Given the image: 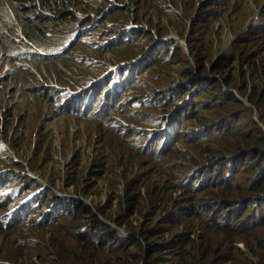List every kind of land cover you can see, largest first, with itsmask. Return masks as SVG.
Wrapping results in <instances>:
<instances>
[{"label": "trees", "instance_id": "obj_1", "mask_svg": "<svg viewBox=\"0 0 264 264\" xmlns=\"http://www.w3.org/2000/svg\"><path fill=\"white\" fill-rule=\"evenodd\" d=\"M8 1L12 4L15 23L12 29L13 22L8 27L11 30L8 38L0 34L7 41L5 49L8 51L11 48L12 56L20 43L32 48H29L30 52L28 49L25 53L17 52L15 60L9 58L6 61L13 63L21 60L26 63H15L16 70H19L13 77L17 93L22 91L23 95H29L35 88L49 89L59 95L57 86L69 85L74 88L82 84L86 75L75 77L81 66V52H87L88 56L93 52L79 38L62 51L79 27L93 20L99 21L100 25H104L105 20H111L114 22L113 30H119L125 26L126 17L133 12L138 18L141 9L158 7L154 0ZM171 1L175 3V0ZM228 1L224 0L223 3ZM182 2L183 17H187L196 0ZM111 3L122 4L123 7L107 9ZM213 12L215 10L209 11ZM99 16L100 19H97ZM177 26L181 28L180 23ZM157 33L162 35V28ZM205 33L199 28L195 29L187 41V47L195 58L197 72L205 79L204 92L208 94L204 102L208 109L204 113L207 118L232 112V108L225 105L226 102L239 105L235 110L242 108L233 92L224 88L234 87L240 94H245L250 87L259 89L256 98L249 93L248 99L256 106L259 119L264 123V65L257 63L255 56L240 52L221 56L207 70L204 61L207 48L204 38L200 36ZM247 35L248 31L243 36L244 40ZM142 40L146 44L157 45L150 34ZM237 44L240 46V43ZM164 48L159 45L156 47L159 51ZM53 49L59 50L54 55L48 54ZM180 54L181 50L177 51V56ZM82 100L74 106H79ZM166 106L167 103L162 108ZM155 108L161 110L159 106ZM171 110L170 105L166 114H161L153 126L165 122L172 132L183 126L182 121H176L175 118L169 120ZM242 113L228 115L234 126L224 127L223 132L214 138L202 139L207 135L204 132L198 138L188 139L183 135L177 139L186 140L189 149L195 154L185 151L178 157L173 142L157 158L149 161L146 167L152 168L143 174L144 177H128L133 166L129 170L124 169L121 174L126 181L122 200L124 207L119 205L114 215L117 225L127 228L126 234L102 223L88 206L80 204L81 208L75 214L70 212L62 222L54 225L50 242L48 240L44 247V255L31 253V250L41 249L37 245L28 247V262L35 264L33 258L41 256L36 258L43 260L44 264H264V203L257 217L249 210L250 204L264 195V131L252 120L251 115L243 116ZM212 114L216 115L209 117ZM229 136L240 139L234 150L227 154L216 153L215 148L206 146L213 140ZM232 156L236 157L232 165L233 174L224 179L221 174L224 163ZM109 168L111 166L105 167V170ZM190 170L205 174L202 184L196 189L181 182L183 175ZM179 187L184 189L183 194L172 197L171 193L178 191ZM101 212L104 213V210ZM164 214L167 215L160 218ZM136 215L142 217V221L137 220V225L134 223ZM84 219L88 228L81 231L80 225ZM194 219L203 223L200 233L191 238L189 235L195 230ZM68 222L70 224H66ZM19 230L13 226L8 232L16 233ZM102 239L105 243H111L105 244ZM237 241L258 247L261 250L259 256L251 259L244 251H235L234 242ZM7 248L6 242L0 244V260L7 254H13L12 250L5 251ZM0 264L9 263L0 261Z\"/></svg>", "mask_w": 264, "mask_h": 264}, {"label": "clouds", "instance_id": "obj_2", "mask_svg": "<svg viewBox=\"0 0 264 264\" xmlns=\"http://www.w3.org/2000/svg\"><path fill=\"white\" fill-rule=\"evenodd\" d=\"M162 1L168 2L167 5H164V10L167 15H171L172 19L175 20V26L179 30H182V33L184 34L183 41L172 40L170 37H166L165 34L167 29L165 21L162 18H157L155 14L149 15L151 8L159 9L162 2L157 3L158 7H151L148 10L143 9L142 13H139L138 18L135 17V12H133L131 15L126 17L125 26L119 28V30H113V21L105 20L102 27L109 26L110 23L113 28H108L107 33L104 34L106 37L105 40L96 44V49H98V51L103 50L113 53L114 48L110 46L121 48L128 46L132 49L131 53L126 56L119 57L116 64L105 65L106 69L102 71L100 76H90L87 73H83L86 63L81 61V66L79 67L75 77L86 75V77H84L81 81L82 84L74 88L69 85L61 87L57 86L59 95L57 93L55 95V99H57L58 104L64 109L66 108L71 111H78L81 114H92V117L99 120H107L111 117L110 114L112 110L117 109V107L120 109L121 113H124L130 103H134V105L138 107L148 106L149 108L145 113L147 126L149 128L141 131L133 130L130 132L129 138L133 145L132 147L136 149V151L133 152L134 156L142 158L143 156L148 155L149 158L147 160H141L137 162L138 164L131 161H122L121 166L118 169L117 164L120 162L114 164L113 162L107 160V158L98 157L91 165L94 167H100L96 176L93 178V185L104 186L108 189L109 193L107 202L108 205L105 206V204H101L97 206L96 212L94 210L92 212L98 216L102 223L116 229L120 227L117 225V222L108 223L106 219L110 218L108 212L111 211L113 213L114 211V198L120 190L126 187V181L121 175L123 174L125 168L129 170V168L133 166L128 177L135 176V179L143 177V174L150 170L149 169L146 172H143V168L147 166L149 161H153V158H157L161 153H163L164 149L171 143L174 142L173 147L179 153L178 157L181 153L189 151V143H187L186 140H177L179 137L185 135L188 139L191 137L198 138L206 132L207 135L202 139L214 138L223 132L224 127L227 128L234 126L232 121L227 116L235 115L239 112H243V116L245 114L251 115L252 120L264 131L262 128L264 127L263 121L256 117V113L250 109H257L256 106L248 99L249 93L253 94L255 88L248 87L245 94H240L234 87L224 88L226 91L233 92L235 98L241 102L242 108L235 110L239 105L236 103L226 102L225 105L230 106L232 108L230 111L232 112L227 113V115L223 114L220 117H214L211 119L207 118V114L204 113V110L208 109L206 103L204 102V100H206V94H208V92H204L205 79L203 78V75L197 72L195 58L191 55L187 47V41L191 37V34L195 32V29L199 28L200 30L206 32L204 35L200 36L204 38V44L207 48V54L204 60L206 62L205 64L207 70H210L211 66H214L215 61L221 59V56H229L240 52H245L246 55L255 56L257 59L256 62H261L262 65H264V4L261 6V11L259 13L255 12L250 23L240 27L239 32L232 37L227 49L223 52H219L214 58L210 59L211 54L206 40L209 31L212 29L214 24H217V26L213 29V32L218 33L221 28L220 18H232L236 13H238L242 7L241 0H229L226 4L223 3L224 0H196L194 7L189 10L187 17H183L184 12L182 0H175V3L171 0ZM115 6L123 7L122 4L111 3L107 9ZM172 7H174V9H172ZM167 10H170V12ZM210 10H215V12L209 13ZM104 13L105 12H103L101 16H103ZM97 19H100V16L97 17ZM177 23L181 24V28L177 26ZM97 24H99V21L93 20L88 22L86 25L79 27L71 35L69 41L62 47V51H64L69 44L74 43L78 38L81 39L86 34L90 35L94 26ZM159 28H162L163 30V33L160 36L157 33ZM246 31H248V35L244 40L243 36ZM149 34L153 37L154 43L159 46H164L165 48L159 51L156 49L157 45L144 43L142 38L147 37ZM81 42L88 44L90 51L93 52L92 44L84 39H82ZM237 43H240V46ZM183 49H185L189 54L188 62L189 67L191 68L184 78L164 87L162 90H158L154 94L146 95L145 93H140L137 96L139 97L138 100L129 102L127 98H123L124 94L130 87L139 83L141 77L151 65L152 67L155 65H169L170 61H168V58L172 59L171 67L174 62L187 61L185 59H181V54L177 56V51L181 50L182 52ZM58 50L53 49V51L48 54L54 55ZM39 53L47 54L41 51ZM255 76H257V73H255ZM257 90L256 97L259 92V89ZM142 95L144 96L142 97ZM239 96L247 98L251 107L245 106L241 99H238ZM81 100L82 102L79 103V106H74L75 103H78ZM152 101H157L158 104L152 105ZM168 102L172 108L171 112L168 114L169 120L171 118H175L176 121H182L184 123V125L178 128L175 132H172L168 128V123L165 122H161V124L158 122L156 126H153L159 116L161 114H166V111L170 108ZM166 103L167 106L162 108L166 105ZM155 106H159L161 110L156 109ZM159 111L162 113L160 114ZM252 112L254 115L251 114ZM1 115L11 116L12 114L11 112L6 111V108L2 106L0 108V116ZM106 115L108 116L105 117ZM199 115L202 116L203 121H199L197 123L200 124V126L193 127L189 123V120L196 119ZM116 117L118 116L112 114L110 126H115L113 128L114 131L118 132L119 136L126 138L127 124L119 122L117 125H114L113 123L116 121ZM118 120L122 119L118 117ZM114 139L116 142H120L118 141V137L116 135L114 136ZM235 160L236 157L232 156L224 163L225 167L221 173L224 179L233 174L232 165ZM1 165L3 164L1 163L0 166ZM107 166H111V168L105 170V167ZM215 176H217V174H215ZM89 178H91V176L86 178L84 172L83 175L72 184L80 194V196H75L80 198L82 201L60 196L54 198L53 196L46 194L45 187H37L33 184L30 176L25 174L24 171L10 166H1L0 225L3 230H8L13 226H17L20 230L16 233L11 232L13 234V242L17 243L18 248L12 255L7 254L0 261L13 264L10 261L13 260L18 264H24V262L21 261V257L24 256V258L28 260V255L30 253L28 247L34 245L38 246V243L31 240L28 236L29 232L34 228L45 229L48 232L46 238H40L37 242L41 243V245H46L48 240L50 242L52 237L51 230L52 228L54 229V225L62 222L63 219L70 214V212L74 213L75 207L78 204L85 205L83 197L87 196L90 190L85 182H88ZM204 178V173L190 170L183 175L181 182L183 185H189L190 188L196 189L202 184ZM183 192L184 189L179 187L178 191L171 193V195L175 198L182 195ZM119 196L120 199L116 200V204H114L115 211L119 208V205L124 207V203L122 202L124 197L123 192L119 194L117 198ZM263 203L264 195L260 196L256 201L251 203L249 210L253 211L257 217ZM86 206L90 208V205ZM101 210H104V213H102ZM166 215L167 214H164L160 218H163ZM200 216L202 219L204 218L203 215ZM135 219V222H137V220L142 221V217L140 215H136ZM83 222L84 223L80 225L81 231L83 228H88V224H85V219ZM194 223L195 230L189 235L191 238H194L200 233V226L203 222L194 219ZM51 225L52 228H50ZM24 227H28L29 229L24 230ZM196 229L199 230L196 231ZM104 241L105 240L102 239L103 243H105ZM234 246L235 251L242 250L255 256H259V252H261V250L255 245L250 246L242 241L234 242ZM7 250H12V247H8L5 251ZM26 250H28V252H26ZM262 252L264 254V250H262ZM33 260L35 264L37 262L38 264H44L43 260L40 258L37 259L35 257Z\"/></svg>", "mask_w": 264, "mask_h": 264}, {"label": "rangeland", "instance_id": "obj_3", "mask_svg": "<svg viewBox=\"0 0 264 264\" xmlns=\"http://www.w3.org/2000/svg\"><path fill=\"white\" fill-rule=\"evenodd\" d=\"M155 1L157 3L162 2L161 7L159 9L151 8L149 15L155 14L157 18H162L165 21L167 29L166 37H170L172 40L183 41L184 34L182 30H179L175 26V20L172 19L171 15H167L164 10V5H167L168 2L162 0ZM241 4V10L232 18H220L221 28L218 33L213 32L217 24H214L209 31L206 40L211 54L210 59L227 49L232 37L239 32L240 27L250 23L255 12L259 13L261 11L264 0H241ZM0 6V34L8 38L11 31L8 27L13 22L11 25L12 29L15 23V15L12 4L8 0H0ZM142 11L143 9H141V13ZM167 11L170 12V10ZM108 28H113L110 23L106 27L97 24L90 35L86 34L80 39L81 41L84 39L92 44L94 52L91 57H87V52H81V61L86 63L83 73H87L90 76H100L102 71L106 69L105 65L116 64L119 57L131 53L132 49L128 46L122 48L110 46L114 48L113 53L103 50L98 51L96 49V44L105 40L104 34L107 33ZM5 37H0V108L2 106L5 107L6 111L11 112L12 115L0 116V164H3L1 166H10L24 171L25 174L30 176L33 184L37 187H45L46 194L49 196H53L54 198L59 196L67 197L77 201L81 199L75 195L80 196V194L72 184L85 172L86 178L88 176H91V178H89L88 182H85L90 190L89 194L83 197L84 204L90 205V210H94L95 212L97 211V206L101 204L107 206L108 189L104 186L93 185V178L100 167L91 165L100 157L107 158V160L114 164L120 162L117 164L119 169L122 161H131L138 164L137 162L141 160L145 161L149 158L148 155L142 158L134 156L133 152L136 149L132 147L133 145L129 140L131 131H141L149 128L147 126V118L145 117V113L149 109L148 106L138 107L134 103H130L124 113H121L117 107V109L112 110L111 117L107 120H99L92 117V114H81L78 111L64 109L58 104L57 99H55L56 92L49 89L37 90L35 88L34 92L30 91L29 95H23L22 91L18 94L14 87L15 82H13V77L19 70L18 68L16 70L15 66L16 64L26 63L21 60L13 63H6V61L9 58L15 60L16 55H18L17 52L20 53L22 51L25 53L27 49L30 52L32 48L28 47L25 43H20L18 46L16 45L17 48L14 49V55L11 56L10 52L12 49L10 48L7 51L4 47V44L7 43ZM18 42L20 41H16L15 43ZM180 57L187 61L174 62L171 67L172 59L168 58V61H170L169 65H155L153 67L151 65L145 71L139 83L130 87L123 98H127L129 102L138 100L139 97L137 96L140 93H145L146 95L154 94L158 90H162L164 87L184 78L191 69L188 62L189 54L183 49ZM256 95L257 89L255 88L252 96L256 98ZM238 99H241L245 106L251 107L247 98L239 96ZM151 103L152 105L158 104L157 101H152ZM250 109L259 118L257 109ZM159 113L161 114L162 112L159 111ZM112 114L122 119L118 120V117H116L114 125H117L119 122L127 124L126 138L119 136L118 132L114 131L113 128L115 126H110ZM215 115L212 114L209 117ZM201 120L202 116L199 115L196 119L189 120V123L193 127H197L200 126L197 123ZM262 128L264 129V127ZM115 135L120 142L115 141ZM239 139V137L232 139L229 136L225 139L213 140L206 144V146L215 148L217 150L216 153L227 154L234 150L235 146L239 143ZM188 153L195 154V151L189 149ZM151 168V166L144 167L143 172ZM125 190L126 188L120 190L114 198V211L113 213L111 211L108 212L110 215V218L106 219L108 223L116 222L117 217L114 215V204H116V200L120 199V196L118 198L117 196ZM79 208L81 206L78 204L75 207V212ZM134 223L138 224L137 222ZM50 228H52V225ZM28 229V227H24V230ZM118 229L121 233H127L125 226H120ZM47 234L48 232L45 229L34 228L29 232V238L38 243L37 247L41 248L38 251L31 250V253L39 252L43 255L45 254V245H41L37 241L40 238H46ZM1 242H6L8 247H12L13 253L18 248L17 243L13 242V234L8 232V230L0 229V244ZM106 243L109 244L111 242L106 241ZM244 253L251 259H256L255 255L246 251ZM21 261L25 264H31L24 256L21 257Z\"/></svg>", "mask_w": 264, "mask_h": 264}]
</instances>
